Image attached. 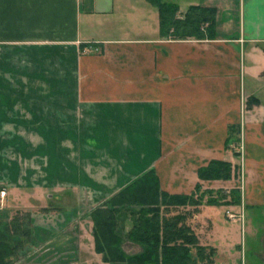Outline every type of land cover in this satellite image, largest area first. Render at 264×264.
Listing matches in <instances>:
<instances>
[{"label":"crops","instance_id":"crops-1","mask_svg":"<svg viewBox=\"0 0 264 264\" xmlns=\"http://www.w3.org/2000/svg\"><path fill=\"white\" fill-rule=\"evenodd\" d=\"M161 1L214 9V38L162 35L152 0H0V229L32 207L12 264H109L86 208L150 171L171 195L242 187L241 218L264 205V0ZM213 160L242 179H200ZM201 216L190 226L218 253L236 218Z\"/></svg>","mask_w":264,"mask_h":264},{"label":"trees","instance_id":"trees-1","mask_svg":"<svg viewBox=\"0 0 264 264\" xmlns=\"http://www.w3.org/2000/svg\"><path fill=\"white\" fill-rule=\"evenodd\" d=\"M152 1L160 10L162 35L170 39L214 38V9L192 6L180 13L176 4ZM235 155L241 154L235 151ZM239 167L229 161L213 160L201 167L198 175L202 180H229L236 176L234 172ZM230 193L231 200L235 197L237 204L239 191ZM213 195V190H203L200 184L190 195L168 194L161 190L156 174L150 171L92 210L96 252L109 264H213L215 249L199 244L198 236L187 224L189 215H166L170 208L235 203V200L227 202L226 195L219 199ZM127 221L131 223L128 231ZM31 234L30 214L25 218L16 216L4 225L0 229V264H12L11 259L30 241ZM126 240L140 244L144 252L127 255L122 249Z\"/></svg>","mask_w":264,"mask_h":264},{"label":"rangeland","instance_id":"rangeland-1","mask_svg":"<svg viewBox=\"0 0 264 264\" xmlns=\"http://www.w3.org/2000/svg\"><path fill=\"white\" fill-rule=\"evenodd\" d=\"M235 151L241 152V146L234 148ZM242 155V152L240 153ZM241 159L244 160V158L241 156ZM240 159V161H241ZM242 168V166L240 165ZM239 167V170L237 172H234L236 176L233 178H239L242 179V169ZM242 188V187H241ZM239 188H233L228 193H225L226 191L222 189L213 190L214 198L219 199L222 198L223 195H226L224 197H229V201L227 202H233L232 200H235L234 198L231 200L232 195H230L233 190L239 191V199L241 198L242 189ZM220 191H222V196L220 195ZM236 193V192H235ZM235 196V194H234ZM223 197V198H224ZM228 199V198H227ZM236 199H238L236 197ZM222 200V199H221ZM22 202H26L25 200ZM21 200L18 201V203H13L11 205L9 214L10 217L8 219V222L12 221L14 217H20L25 218L27 214H31L30 209L32 207H26V204L22 203ZM240 202V201H239ZM238 202V203H239ZM235 203H227V204H203L200 207L195 206H185L180 207L183 209L177 208H170L168 209L166 215L171 216L175 213H187L189 215L187 224L190 226V223L194 225L193 222L189 221V218L193 216L194 214H201L202 216L211 217L216 219L217 216H223L224 218H230L235 219V222H237L235 227V231L232 232L231 236L228 238V241L225 242V237L218 234H215L216 243L218 245V253L215 249L214 255H213V264H214V257L217 255V260L219 264H264V205H258V206H246L243 210L244 217L241 218V216H238L237 209H234ZM15 206V207H14ZM87 209V216L90 217V214L92 210L90 211V208ZM201 216V217H202ZM204 221V220H203ZM191 225V228H192ZM194 230V228H192ZM196 233V231L194 230ZM200 232H203L202 238L203 241L199 239V244L202 245L205 242H207L208 238L205 235L203 230H200ZM202 241V242H201ZM262 252V254H261ZM20 251L17 253V255L13 256L12 263L18 259H22L23 255L20 253ZM234 254V255H232ZM22 255V256H21ZM23 259H26L23 258Z\"/></svg>","mask_w":264,"mask_h":264},{"label":"built area","instance_id":"built-area-1","mask_svg":"<svg viewBox=\"0 0 264 264\" xmlns=\"http://www.w3.org/2000/svg\"><path fill=\"white\" fill-rule=\"evenodd\" d=\"M0 193H1V195H2V196H4V194H5V192H4V191H1Z\"/></svg>","mask_w":264,"mask_h":264}]
</instances>
